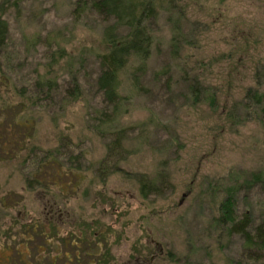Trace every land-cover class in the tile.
<instances>
[{"label":"rangeland","instance_id":"1","mask_svg":"<svg viewBox=\"0 0 264 264\" xmlns=\"http://www.w3.org/2000/svg\"><path fill=\"white\" fill-rule=\"evenodd\" d=\"M22 1L24 14H13L7 50L0 53V81L14 76L19 85H28L45 73L50 55L72 40L67 50L84 65L82 97L95 104L97 96L87 92V85L97 71V53L104 50V27L91 17L77 23L73 12L82 0ZM179 6L186 13L178 24L188 41L182 52L186 62L172 59L171 21L161 16L153 27V56L141 79L144 93L135 95L130 82H123L122 95L132 96L122 119L131 128L123 162L103 161L105 141L92 131L89 110L83 107L87 102L80 100L66 111L51 107L36 119V144L44 152L60 148L57 162L64 167V175L50 176V188L44 180L28 183L36 177L32 165L0 164V264H41L42 259L44 264H92L94 247L105 246L87 247L79 233L86 228L80 224L98 241L111 237L105 264H232L238 258L239 238L218 231L212 220L234 185L240 213L264 217V185L245 187L252 173L264 171V124L247 119L240 109L229 118V106L255 87L257 79L264 92V0H180ZM36 34L42 43L60 34L61 47L40 45L26 51L24 40ZM51 71L63 77L56 65ZM186 71L217 89L218 107L188 105ZM12 95L0 88V100L9 98L14 104ZM151 117L165 127L150 126ZM143 127L148 129L147 143L139 137ZM100 161L103 174L96 170ZM161 172L170 176L172 189L164 187V196L143 201L141 176ZM25 224H37L40 230L29 235ZM83 248L90 250L89 257L79 260Z\"/></svg>","mask_w":264,"mask_h":264},{"label":"trees","instance_id":"2","mask_svg":"<svg viewBox=\"0 0 264 264\" xmlns=\"http://www.w3.org/2000/svg\"><path fill=\"white\" fill-rule=\"evenodd\" d=\"M179 1L82 0V3L75 7L73 15L77 23L81 24L84 17H91L102 28L104 27L102 40L104 50L97 53L95 63L97 71L93 73L92 84L87 85V92H94L97 96V102H93L95 104H88L85 100L86 95L85 99L82 97L84 88L82 84L80 86L79 76L81 77L84 65L81 64V59L73 56L67 50V47L72 44V40H66L67 46L64 49L60 48L63 41L60 34L45 37L44 43L40 41L37 34L33 38L25 39L26 51L40 45L47 49L51 47L60 49L56 53H52V57L50 55L51 60L45 67V73L37 74L31 83L28 82V85H19L14 76L7 79L4 75L1 78L0 88H4L8 94L13 93L11 98H15V103L13 104L9 98L0 100V164L19 162L17 164L19 168L22 166L25 168L27 164L32 165L36 177H33L28 183L30 185L38 184L44 180L47 182L46 186L50 188V176H61V173L64 175V167L60 162H57L59 158L57 153L60 148L50 153L44 152L36 144L33 136L34 127L37 125L36 119L40 112L51 107L56 109V106L60 105V108L66 111V107L71 103L80 100L87 102L83 107L89 110L86 117L94 125L92 131L101 141H105L103 143L105 151L103 161L108 164L123 162L128 153L127 141L129 138L127 133L131 128H127L122 119L128 115L129 109L126 107V103L132 101V96L122 95L123 82L126 79L130 82L135 95L139 91L143 92L141 79L145 74L146 65L153 56L152 50L156 39L153 27L160 21L161 16H167L171 21L170 51L172 59L186 62L182 59V52L188 41H185L186 36L178 25L186 13L179 6ZM23 10L24 2L22 0L0 1V53L7 50L6 41L10 34L13 14L20 17L24 14ZM60 61H64V64L60 65ZM54 65L62 70L63 77L55 75L56 73L53 75L51 68ZM171 67L177 71L180 69L178 66ZM191 71L194 70L191 69ZM185 73L184 80L188 83V105L204 104L212 109L218 107L217 89H213L211 84L196 74L191 76L188 71ZM51 75L52 77H50ZM161 75L164 76L162 73ZM168 82L169 84L166 83L167 88L172 90L171 80L169 79ZM261 85V81L257 79L255 87L246 89L243 97L229 106L232 109V113H229L231 120L233 112L240 109L247 119L253 117L264 124V92L260 89ZM146 93L148 94V92ZM151 119L150 126L159 124L160 127H165V123H159L153 117ZM147 131L148 129L143 127L140 132L139 137L143 139L142 142L146 141L147 143L149 140ZM167 149L168 147L164 151ZM62 157L66 159L67 153H63ZM102 162H99L96 170L103 174L105 168H101ZM141 179L139 193L140 198L145 202L164 196L160 194L164 187L172 189L170 176L166 172H161L154 177L144 175L141 176ZM258 184L264 185V171L252 173L250 178L245 181L246 188L254 189ZM238 191L237 185L226 190L225 198L220 204L217 215L212 220V225L213 227L217 226L218 231L229 238H239L240 253L232 264H264V217L259 220L260 218L254 211L240 213L238 210L239 201L236 199ZM22 226L29 235L40 230V226L37 224L31 227L26 224ZM79 226L86 228L82 229L85 231L79 229V233H81L82 242L84 238L87 243V247L99 246L100 243L105 246L104 249L96 251L95 258H91L93 263L105 264L107 259L106 262H103V254L107 253L106 246L110 245L111 237L98 241L96 236H90L88 226H82V224ZM56 229H61V227L57 226ZM100 236L103 234L100 233ZM66 240L73 244L70 242V237ZM89 251L83 248L78 252L80 253L79 260L82 259L81 256L88 258ZM61 255L59 254L57 259H60ZM65 255L70 260L69 253ZM40 262L44 264L45 261L42 259ZM52 263L54 264V261Z\"/></svg>","mask_w":264,"mask_h":264},{"label":"flooded vegetation","instance_id":"3","mask_svg":"<svg viewBox=\"0 0 264 264\" xmlns=\"http://www.w3.org/2000/svg\"><path fill=\"white\" fill-rule=\"evenodd\" d=\"M94 246H95V245H94ZM96 246H98V245H96ZM94 248H95L94 250L97 251L96 247H94ZM93 264H95V262H94Z\"/></svg>","mask_w":264,"mask_h":264}]
</instances>
